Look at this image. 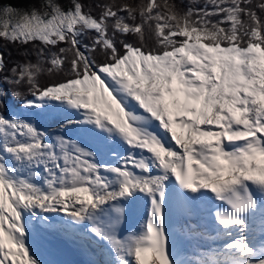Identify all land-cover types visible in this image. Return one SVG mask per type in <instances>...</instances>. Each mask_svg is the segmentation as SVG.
Segmentation results:
<instances>
[{"label": "snow or ice", "instance_id": "snow-or-ice-1", "mask_svg": "<svg viewBox=\"0 0 264 264\" xmlns=\"http://www.w3.org/2000/svg\"><path fill=\"white\" fill-rule=\"evenodd\" d=\"M0 41V264H264V0H30Z\"/></svg>", "mask_w": 264, "mask_h": 264}, {"label": "bare ground", "instance_id": "bare-ground-1", "mask_svg": "<svg viewBox=\"0 0 264 264\" xmlns=\"http://www.w3.org/2000/svg\"><path fill=\"white\" fill-rule=\"evenodd\" d=\"M73 247H70V249L68 246H64L60 240L50 239L49 234L41 254L45 259L55 260L60 262V264H84L88 257L78 245L75 244ZM199 250L207 251L201 245H199ZM65 254L68 255L66 256Z\"/></svg>", "mask_w": 264, "mask_h": 264}, {"label": "trees", "instance_id": "trees-1", "mask_svg": "<svg viewBox=\"0 0 264 264\" xmlns=\"http://www.w3.org/2000/svg\"><path fill=\"white\" fill-rule=\"evenodd\" d=\"M32 1V0H31ZM68 0H61L62 3L67 4ZM30 0H0V4H7V5H15L17 7H20V5L26 4L24 7L29 6ZM37 3L39 0L36 1ZM86 3H90L95 5V3H104L106 0H85ZM127 2L138 4L140 3V0H127ZM176 4H178L181 8H184L185 10L187 9L189 5V0H177L175 1ZM99 10V9H98ZM0 51L4 52L5 58L8 61L9 68L13 66V61L20 59V56L18 54V51L15 47L8 46L7 48L3 47V42L0 41Z\"/></svg>", "mask_w": 264, "mask_h": 264}, {"label": "rangeland", "instance_id": "rangeland-1", "mask_svg": "<svg viewBox=\"0 0 264 264\" xmlns=\"http://www.w3.org/2000/svg\"><path fill=\"white\" fill-rule=\"evenodd\" d=\"M37 0H32L31 2H36ZM175 1H177V0H169V2H172V3H176ZM106 2H110V0H106ZM161 2H162V0H161ZM66 3H68V1L66 2ZM96 4V3H95ZM3 5H7V4H5V3H3V4H0V6H3ZM24 6L26 5V4H23ZM23 5H20V7H24ZM29 5V4H28ZM94 6V5H93ZM99 10L98 9H94V15L98 12ZM5 114H7V113H5Z\"/></svg>", "mask_w": 264, "mask_h": 264}]
</instances>
